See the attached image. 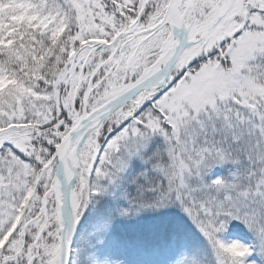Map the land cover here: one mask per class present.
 I'll return each instance as SVG.
<instances>
[{"label":"snow or ice","instance_id":"1","mask_svg":"<svg viewBox=\"0 0 264 264\" xmlns=\"http://www.w3.org/2000/svg\"><path fill=\"white\" fill-rule=\"evenodd\" d=\"M0 264H264V0H0Z\"/></svg>","mask_w":264,"mask_h":264}]
</instances>
